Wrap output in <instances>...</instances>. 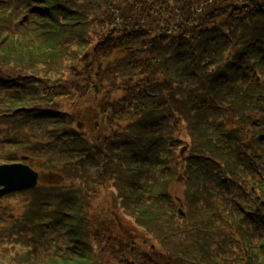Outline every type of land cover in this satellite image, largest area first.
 Instances as JSON below:
<instances>
[{
    "label": "trees",
    "instance_id": "1",
    "mask_svg": "<svg viewBox=\"0 0 264 264\" xmlns=\"http://www.w3.org/2000/svg\"><path fill=\"white\" fill-rule=\"evenodd\" d=\"M0 127L59 179L0 200L4 264H264V0H0Z\"/></svg>",
    "mask_w": 264,
    "mask_h": 264
},
{
    "label": "rangeland",
    "instance_id": "2",
    "mask_svg": "<svg viewBox=\"0 0 264 264\" xmlns=\"http://www.w3.org/2000/svg\"><path fill=\"white\" fill-rule=\"evenodd\" d=\"M90 93H92V91ZM93 99L95 98H91L89 94V98L86 99L88 106L83 108L85 113L87 112L86 117L83 120L85 128H87V126L92 127L91 124L89 123L87 124V121H88L87 116H88V113L92 112L93 105H95V102L93 101ZM66 104H68L69 108L72 106H75L73 100H69V102H67ZM77 118H79V116ZM0 132H2V134L4 135L9 134L6 131H4L3 127H0ZM57 179L58 178H56L55 175H51V176L43 175L41 176L40 181H41V184L48 185L50 183L57 182L59 180ZM184 190H185V187L182 183H178V184L175 183L173 186H171L170 192L174 196L178 195L183 199ZM111 205H112V197H111L110 191H107L106 189H102L101 191H99L98 196L94 201L92 217L94 221L97 223L98 228L100 229L102 233H105L115 238H119L123 235L125 236L126 239H129V241L133 240L134 243H139V242L143 243L146 239V235L150 236L148 232L142 229L138 230L132 223L133 220L131 221L128 218H125L122 215H120V213L114 211L111 208ZM14 210L17 213H22L23 209L20 205H14ZM155 243L157 244L156 241ZM128 258L131 259L130 257Z\"/></svg>",
    "mask_w": 264,
    "mask_h": 264
},
{
    "label": "water",
    "instance_id": "3",
    "mask_svg": "<svg viewBox=\"0 0 264 264\" xmlns=\"http://www.w3.org/2000/svg\"><path fill=\"white\" fill-rule=\"evenodd\" d=\"M38 182V173L22 164L0 166V197L15 191L32 188ZM0 264H3L0 262Z\"/></svg>",
    "mask_w": 264,
    "mask_h": 264
}]
</instances>
